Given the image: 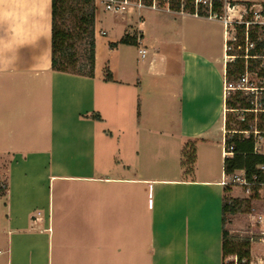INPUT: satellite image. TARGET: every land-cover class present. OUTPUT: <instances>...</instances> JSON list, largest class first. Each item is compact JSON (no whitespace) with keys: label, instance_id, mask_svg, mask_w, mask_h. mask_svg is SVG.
<instances>
[{"label":"crops","instance_id":"0c3cea01","mask_svg":"<svg viewBox=\"0 0 264 264\" xmlns=\"http://www.w3.org/2000/svg\"><path fill=\"white\" fill-rule=\"evenodd\" d=\"M165 8L171 19L142 13V26L119 19L116 39L98 19L96 39L107 42L108 57L97 53L90 75L53 68L52 0H0L7 264H224L223 200L235 189L226 193L222 182L223 149L238 130L227 128L228 112L242 108L228 104L234 91L226 94L224 84L235 61L226 59L221 21ZM177 16L217 22L220 52L210 50L209 34L182 32L175 52L153 50L143 66L120 56L125 33L141 35L133 44L141 58L150 42L173 44L155 30ZM106 68L114 80L105 79ZM246 115L248 122L253 114ZM191 140L193 175L182 163ZM256 244L253 259L263 253Z\"/></svg>","mask_w":264,"mask_h":264},{"label":"built area","instance_id":"2783aa9c","mask_svg":"<svg viewBox=\"0 0 264 264\" xmlns=\"http://www.w3.org/2000/svg\"><path fill=\"white\" fill-rule=\"evenodd\" d=\"M101 1L106 9L114 13L125 14L139 11L142 8L149 7L156 9L159 7L170 8V0H97ZM161 2L162 5H161ZM180 9L182 14H191L197 17H206L216 19L223 23L224 35L226 40V51L228 55L227 61H235L238 56L245 59V71L237 78V82L227 80L224 84L225 93L230 91H249L254 96L251 101L239 109L242 112L240 120L246 121V113H252L254 119L262 118L264 123V104L262 96H264V85H254L251 82L249 69L250 59H259L261 67L264 68V45L257 54H251V50L255 49L259 42L264 43V3L260 0H193L194 10L190 11L186 8L187 0H180ZM171 9V8H170ZM139 24L142 26L145 23L144 15L138 12ZM240 25H244L241 29ZM252 28L262 29L256 32V40L250 37ZM243 32V40L238 41L237 30ZM140 31V30H139ZM138 40L141 42V35H138ZM237 47L243 50V54L230 53L232 47ZM140 54L145 57L147 54L146 48H140ZM254 73V72H253ZM259 76V81L264 80L259 72H255ZM263 84V83H262ZM260 115V116H259ZM253 119V120H254ZM258 121V120H257ZM258 124V123H256ZM243 135V138L254 136L255 147L254 151L264 156V130H260L258 125H252L249 129L235 130ZM234 132V133H235ZM223 155L233 156L234 148L232 145L226 146L223 149ZM259 175L254 174L252 178L248 176L245 168L236 169L231 173H224L222 182L224 185H237L247 194L245 197L254 195V198L264 199V161L257 165ZM251 217V222L255 233L249 236L251 243L264 244V211L254 210L248 212ZM1 253V250H0ZM233 264H264V252L257 258H243L240 262L237 255H233Z\"/></svg>","mask_w":264,"mask_h":264},{"label":"rangeland","instance_id":"374dc122","mask_svg":"<svg viewBox=\"0 0 264 264\" xmlns=\"http://www.w3.org/2000/svg\"><path fill=\"white\" fill-rule=\"evenodd\" d=\"M263 1L264 0H260ZM163 2H161L162 5ZM60 15L58 17V25L67 29L70 31L71 36L66 40V48L68 50V53L71 54L74 52L77 54V56H81L80 58V64L83 63V61H87V55L91 49V43L90 38H88V34H86L87 30V21H89V16L91 14L92 9H95L94 13V21H95V28H96V22L98 19H101L104 24L102 25L108 33V36L116 39L118 38L122 33V27L118 26V23H120L119 19H123L124 21H128L133 23L134 25L137 24L138 20V12L143 13L146 17V20L154 21V15L162 14L165 16V19H171V15L174 16L175 14L166 12L165 7H159L156 9H152L149 7H145L140 9L139 11H134L133 13H125V14H119L114 13L111 10L106 9L105 5L101 1L97 0H60ZM185 17V16H184ZM177 16L174 18L170 24H168L164 29L161 30V28H156L155 33L159 35V32L161 36H165L169 38L171 42H173V47L168 44H157L156 47L152 44V42L149 43V46L151 47L149 53L147 54L146 58H141L138 54V45L133 44H125L121 45L119 48V54L121 57H128L131 62H135L138 65L143 66L146 62H149L151 52L153 50H160L161 52L168 53L171 50V54L175 52L177 49V40L180 37V34L182 32H188V34L196 33V34H209L210 38V50L215 51L216 53L220 52V46H221V39L222 35L220 32V26L217 22L207 20L206 18H196L193 16H187V17ZM87 21H86V20ZM99 21V20H98ZM169 21V22H170ZM117 23V24H116ZM151 23V22H150ZM114 24V25H113ZM113 26V28H112ZM253 32L256 34L258 31H262V29H255L252 28ZM96 32V30H95ZM257 35V34H256ZM237 36L238 41L243 40V32L241 29L237 30ZM142 44V43H141ZM170 45V46H169ZM107 42L104 39H101V35H99V38L96 39L95 34V58L97 53L103 54L105 58L106 56V49H107ZM142 46V45H141ZM153 46V47H152ZM158 48V49H154ZM243 52V50L232 47V50H230V53H240ZM113 57V55H112ZM70 70H76L74 66H68ZM261 67V65H259ZM143 71L142 73H144ZM251 82L254 83V85H264V80L261 79V82L259 81V76L256 73L250 74ZM234 83L237 82V79L232 80ZM263 83V84H262ZM232 93V94H231ZM230 97H235V93L231 92ZM247 99H252L253 94L249 91H244L243 95ZM242 115V112H228V118L230 119V127L227 128H240V120L239 117ZM246 115V114H245ZM260 116V115H259ZM250 117V116H248ZM263 121H260L259 119H248V123L257 125L256 123H259ZM231 132V131H230ZM232 135V133H230ZM9 159L5 157H0V182L4 183L6 181L7 177V166H8ZM189 175H193L194 172H188ZM231 186V189H235L234 191V197H245L247 194L244 192L243 189L238 187L237 185H229ZM253 203V211H264V199L255 198L252 200ZM226 228L230 234L231 238L239 239L243 237H249L250 235H253V231L255 233V229L253 228L251 217L248 212H238L235 214L228 213L226 217ZM251 243V250L252 245ZM261 245V243H260ZM260 245L256 244L254 245V250L256 253L259 254V252H264V248L260 250ZM264 247V246H263ZM233 255H228L226 257V264L232 262ZM7 259L3 256H0V264H7Z\"/></svg>","mask_w":264,"mask_h":264},{"label":"trees","instance_id":"16d2710c","mask_svg":"<svg viewBox=\"0 0 264 264\" xmlns=\"http://www.w3.org/2000/svg\"><path fill=\"white\" fill-rule=\"evenodd\" d=\"M149 2V0H147ZM180 0H170V8L174 10L180 9ZM186 8L190 11L194 10L193 0H187ZM60 0H52V66L55 70L63 71V72H75V73H88L90 75H94L95 68V21H94V13L95 9H92L91 14L89 16V21H87V30L85 31L88 34V38H90L91 49L87 55V61L80 62L81 56H77L74 52L71 54L68 53L66 48V40L70 38L71 33L67 29L58 25V17L61 14L60 12ZM241 29L244 28V25H240ZM250 37L252 40H256V34L253 30L250 31ZM120 42L127 44H138V34H130L125 33ZM115 42H112L111 45L115 46ZM264 43L259 42L257 47L251 50V54H257ZM243 54V53H239ZM249 68L252 70L254 68H258L260 65L259 59H250ZM68 66H74L76 70H70ZM245 71V59L243 57L238 56L234 63H230L227 66V76L229 80L237 79L243 72ZM259 73L261 76H264V68L260 67ZM105 79L106 80H114V77L111 71L106 68L105 71ZM252 99H247L245 96H242V92L237 91L235 97L231 100H227L230 105H237L239 103V107H244L247 102ZM262 102L264 104V96H262ZM94 118L100 119L101 116L99 113H93ZM254 119V116L251 117ZM230 119L227 120V126H229ZM240 128L238 130L249 129L252 124L246 121H240ZM260 130H264V123H260L258 125ZM230 129V128H229ZM226 146L232 145L234 148V155L227 156L224 159V171L225 173H231L236 169L245 168L247 170L248 176L252 178L254 174L259 175V171L257 165L264 161V156L258 154L254 151L255 141L254 136L243 138V135L239 132H235L232 135L230 133L227 134L225 140ZM196 160V141L191 140L186 143L183 149L182 163L186 167L188 172H192L194 170V164ZM8 189L7 180L4 183L0 182V193L5 195ZM231 190V186L226 185L225 191L226 193ZM254 195L250 197H234L232 195L224 196L223 200V255H224V264H226V257L228 255H237L239 262L245 258L251 257V242L249 237H243L239 239H234L230 237V234L226 228V217L228 213H238V212H249L253 208L252 200ZM233 264V261L228 263Z\"/></svg>","mask_w":264,"mask_h":264}]
</instances>
